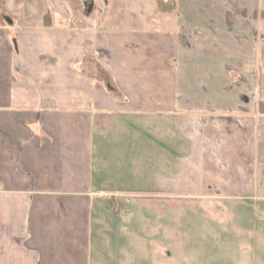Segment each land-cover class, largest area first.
<instances>
[{
    "label": "crops",
    "instance_id": "1",
    "mask_svg": "<svg viewBox=\"0 0 264 264\" xmlns=\"http://www.w3.org/2000/svg\"><path fill=\"white\" fill-rule=\"evenodd\" d=\"M174 2L168 67L142 66L153 76L148 88L131 65L117 66V98L86 65L90 57L110 67L93 23L0 24V264H103L98 248H112L109 264H129L119 215L133 200L137 232L147 228L145 202L155 203V232L168 240L179 229L174 219L194 216L163 211L167 202H198L211 217L223 211L212 203L264 200L260 0ZM94 3L84 1L86 13ZM133 32L127 38L140 42L151 35ZM154 37L166 42L162 30ZM152 146L155 173L136 179L126 155L135 149L146 168ZM105 154L117 155L113 177L98 174ZM178 240L164 247H180Z\"/></svg>",
    "mask_w": 264,
    "mask_h": 264
},
{
    "label": "rangeland",
    "instance_id": "2",
    "mask_svg": "<svg viewBox=\"0 0 264 264\" xmlns=\"http://www.w3.org/2000/svg\"><path fill=\"white\" fill-rule=\"evenodd\" d=\"M84 1L86 0H0V24L3 23L2 25L6 26V22L11 18L15 25H34L39 24L42 20L49 23L50 19L57 23L75 24V26L78 22H91L100 35L98 47L108 50L107 52L103 51L106 52L104 56L108 57L105 62L111 60L108 70L107 67L105 68L106 63L98 64L96 63L97 60L87 58L86 65L91 74L95 75L97 86L105 87L107 83L111 84L112 86L107 84V88L111 90L109 91L110 96L121 97L120 92L118 93L117 90L113 89L114 86L119 85L116 82L115 69L117 70V66L129 67L131 65V69L138 72L135 82H139L148 88L154 87L153 76L145 77L148 73L142 66L149 65V68L155 67L157 69L162 67L161 63L163 62L165 63L163 65L168 67L165 58H168L172 53L169 38H172V28L177 11L172 9L164 14L158 12L156 9L157 0H112L110 2L94 0V7L86 13ZM258 11L263 24L262 28H264V0H260ZM45 14L49 15L46 20L44 19ZM131 29L134 31L133 34L146 35L147 32H151V35L146 42L144 40L140 42L134 36H130L128 39L127 35L130 34ZM160 30L164 31L166 42L162 44L155 39L152 42V39L155 38L154 35ZM111 64L114 68L111 67ZM93 65L97 67L98 74L92 72ZM128 96L127 93L124 94L123 92V98L130 100ZM148 130L149 132L152 131L149 127ZM130 139L125 138V140ZM131 140L133 143L137 141L134 138ZM148 141L150 143V138ZM148 151L147 158L149 161L146 168L140 167L136 162L140 156L144 158V155L135 153V149L132 151V155H126L127 158H132L134 164L132 172L136 179H150L152 173H155L152 168L155 166V147L152 146ZM105 153H107V149ZM108 155H100L97 160V163L104 168L98 173L100 176H111L108 174L113 172L111 166L114 165L113 159L117 158V155ZM260 159L259 185L264 182V139L261 141ZM260 187V193L263 194L264 185ZM135 201L133 200L127 205L128 212L122 211L119 215L122 220L121 235L125 241V248L131 247V251L123 252L122 258L125 263L190 264L192 261L189 259L193 258L194 264H204L205 262H210V264H244L245 262L264 264V215L262 214L264 212V200H230L220 202L217 205L212 203L213 209L217 208L223 211L222 214L211 215V217L198 202L194 204L182 202L174 205L167 202L162 207L163 211L169 212L173 209L179 210L183 216L187 214L194 216V219L191 216V218L174 219L179 221V229L170 235L171 240H168L167 233H164L163 237L156 234V219L155 216L153 218L151 215L155 214L156 209L160 210L161 206H156L155 203L147 204V201L144 204L148 213L147 228L142 234L137 232L138 227L134 215L140 209ZM204 212L206 214L203 215ZM199 214L203 217L197 216ZM204 216L206 217L204 218ZM162 224L166 230V222H162ZM209 224H211L212 230L211 232L206 230L207 233H210L207 234L205 229L209 227ZM172 240L175 245H177L178 240L180 247L165 248L167 242ZM191 245H194L192 246L194 250L189 249ZM96 251L95 260L98 259L103 264H109L112 261V248H98Z\"/></svg>",
    "mask_w": 264,
    "mask_h": 264
},
{
    "label": "trees",
    "instance_id": "3",
    "mask_svg": "<svg viewBox=\"0 0 264 264\" xmlns=\"http://www.w3.org/2000/svg\"><path fill=\"white\" fill-rule=\"evenodd\" d=\"M157 9L159 11H163V12H166V11H170L172 9L175 8V2L174 0H157ZM49 15L48 14H45L44 15V19H48ZM45 22V25L48 24L46 21Z\"/></svg>",
    "mask_w": 264,
    "mask_h": 264
},
{
    "label": "built area",
    "instance_id": "4",
    "mask_svg": "<svg viewBox=\"0 0 264 264\" xmlns=\"http://www.w3.org/2000/svg\"><path fill=\"white\" fill-rule=\"evenodd\" d=\"M262 214L264 215V212Z\"/></svg>",
    "mask_w": 264,
    "mask_h": 264
}]
</instances>
